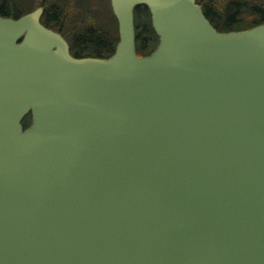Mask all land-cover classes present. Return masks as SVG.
Returning <instances> with one entry per match:
<instances>
[{"label": "water", "instance_id": "obj_1", "mask_svg": "<svg viewBox=\"0 0 264 264\" xmlns=\"http://www.w3.org/2000/svg\"><path fill=\"white\" fill-rule=\"evenodd\" d=\"M111 6L108 58L75 57L43 6L0 14V264H264V23Z\"/></svg>", "mask_w": 264, "mask_h": 264}, {"label": "trees", "instance_id": "obj_2", "mask_svg": "<svg viewBox=\"0 0 264 264\" xmlns=\"http://www.w3.org/2000/svg\"><path fill=\"white\" fill-rule=\"evenodd\" d=\"M206 17L219 31H239L253 28L264 23V0H196ZM18 0H1L0 14L5 17L19 18L34 10H20ZM71 0L54 3L43 0L40 5L45 7L42 23L47 27L61 32L69 41L71 53L76 57L108 58L115 53L119 42V28L116 17L113 31L105 28L96 15H88L80 28L65 30L73 15ZM38 7V6H37ZM136 12V43L140 56L149 55L158 45L151 19L150 11L145 5L138 6Z\"/></svg>", "mask_w": 264, "mask_h": 264}, {"label": "rangeland", "instance_id": "obj_3", "mask_svg": "<svg viewBox=\"0 0 264 264\" xmlns=\"http://www.w3.org/2000/svg\"><path fill=\"white\" fill-rule=\"evenodd\" d=\"M1 1V0H0ZM43 0H18L17 6L20 10L29 11L40 6ZM54 3L63 2L65 0H52ZM71 10L73 15L67 23L65 30L80 28L86 16L96 15L101 21L100 23L113 31L115 28V20L110 0H71ZM137 17V15H136ZM151 19V16H150Z\"/></svg>", "mask_w": 264, "mask_h": 264}, {"label": "flooded vegetation", "instance_id": "obj_4", "mask_svg": "<svg viewBox=\"0 0 264 264\" xmlns=\"http://www.w3.org/2000/svg\"><path fill=\"white\" fill-rule=\"evenodd\" d=\"M30 119V115H28L27 117H26V119L24 120V126L26 127L27 125H26V123H27V120H29Z\"/></svg>", "mask_w": 264, "mask_h": 264}]
</instances>
